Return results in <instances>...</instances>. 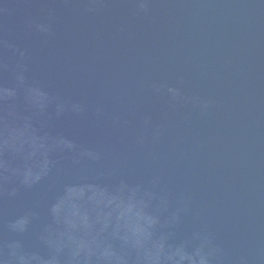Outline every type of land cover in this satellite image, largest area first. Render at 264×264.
<instances>
[{"label": "water", "instance_id": "obj_1", "mask_svg": "<svg viewBox=\"0 0 264 264\" xmlns=\"http://www.w3.org/2000/svg\"><path fill=\"white\" fill-rule=\"evenodd\" d=\"M0 264H264V0H0Z\"/></svg>", "mask_w": 264, "mask_h": 264}]
</instances>
